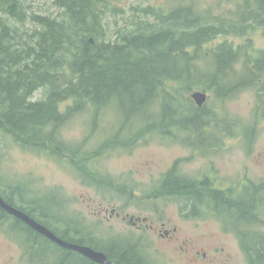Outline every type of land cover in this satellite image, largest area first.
Returning <instances> with one entry per match:
<instances>
[{"label": "trees", "instance_id": "1", "mask_svg": "<svg viewBox=\"0 0 264 264\" xmlns=\"http://www.w3.org/2000/svg\"><path fill=\"white\" fill-rule=\"evenodd\" d=\"M29 1L0 0V129L13 133L26 149L62 152L82 171L89 170L91 155L80 151L84 145L78 149L59 137L72 116L90 111L89 132L93 133L100 126L98 119L112 108L122 120L119 129L112 130L114 137L129 139L127 143L135 137L134 127L145 128L143 135L155 128L168 134L171 129H161L162 125L177 118L186 131L193 127L197 134L206 135L216 115L210 118L208 109L196 108L192 98L184 106L181 102L188 95L203 91L229 99L260 86L264 78V52L255 56L251 45L235 47L231 42V38H245L255 25L264 26V0H245L232 20L215 15L212 9L208 17L199 14L193 0H177L168 9H136L138 20L130 25L128 21L115 38L108 35L104 21L109 13L124 14L125 8L113 0H52L59 11L56 17L30 12ZM253 3L257 7L251 10ZM39 91H44V98L34 101ZM259 92H264V83ZM67 101L73 106L63 114L61 106ZM193 146L207 150L214 145ZM184 184L183 178H176L172 186L182 190ZM18 187L10 186L13 192L8 197L0 179V195L11 206ZM203 187L193 180L194 208L205 202ZM211 195L219 219L230 215L247 227L253 224L248 213L236 217L230 212L233 206L246 205L245 200L228 201L222 191ZM5 219L0 216V223ZM13 228L25 232L34 257L47 256L50 246L56 247L23 224L16 222ZM242 245L264 257V242L259 248L252 240ZM72 260L65 255L61 264Z\"/></svg>", "mask_w": 264, "mask_h": 264}, {"label": "rangeland", "instance_id": "2", "mask_svg": "<svg viewBox=\"0 0 264 264\" xmlns=\"http://www.w3.org/2000/svg\"><path fill=\"white\" fill-rule=\"evenodd\" d=\"M113 2L125 8V13L112 12L105 18L110 38H115L128 21L130 25L138 20L136 9L149 6L168 9L175 6L177 0ZM193 3L198 13L205 17L212 9L215 15H225L232 20L235 14L242 11L240 8L246 1L193 0ZM28 4L30 12L40 16L56 17L59 14L52 0H30ZM256 7L253 3L250 8L253 10ZM26 26L29 27L28 24ZM231 42L235 47L251 45L254 47L253 54L261 55L264 52V26L255 25L245 38H231ZM241 66L242 63H239V70ZM261 84L229 99H217L208 93L209 99L203 108L212 114L210 118L216 117L213 124L208 125L206 135L192 133L193 143L198 146L214 145L207 150L190 145L193 144L187 139L190 132L178 124V118L169 125H162L161 129H173L168 134L158 133L155 128L148 129L143 135L140 132L145 128L137 131L138 127H134L133 136L136 138L127 143L129 139L117 140L114 137L115 129H119L122 120L110 111L112 108L98 119L100 126L93 133L89 132L92 115L90 111H82L72 116L59 131L63 143L73 144L78 149L84 145L80 151L91 155L89 170L82 171L77 162L63 157L62 152L26 149L13 133L0 129L3 191L10 197L13 192L10 186H22L25 196L23 200L15 197L13 207H28L34 199L51 198L43 200V210L65 216L61 219L51 217L54 226L70 223L102 243L110 239H126L127 245L142 251L151 264H187V261L176 254L167 241L159 240L152 232L139 231L116 218L108 221L96 213L112 206L131 215L148 217L155 226L160 224V219L170 223L169 226H177L178 235L191 238L195 250L200 252L202 261L193 264H211L209 260L203 261V253L209 259L218 261L212 264H248L239 237L242 233L245 236L250 233V236L264 240V92H259ZM192 94L181 102L184 106L190 105ZM42 98L44 91H39L33 100ZM63 103L61 113L65 114L73 102ZM157 109L154 108L155 111ZM113 129L115 132H112ZM173 166H176L175 175L180 174L190 181H207L200 189L204 204L194 208L193 198L186 196L188 191L164 195L160 190L162 180ZM211 188L226 190L224 194L228 201L245 200L246 205L233 206L230 212L236 217L240 212L248 213L253 224L247 227L230 215L226 216V220L219 219L214 212V197L211 195L214 192ZM38 218L42 219L39 214ZM57 221L61 223H55ZM14 223L15 220L8 217L0 223V264H61L65 256L59 248L61 246L51 245L50 255L39 253L34 257L27 235L22 230H15ZM57 229L62 233L61 229ZM72 259L69 264L80 262L76 257Z\"/></svg>", "mask_w": 264, "mask_h": 264}, {"label": "flooded vegetation", "instance_id": "3", "mask_svg": "<svg viewBox=\"0 0 264 264\" xmlns=\"http://www.w3.org/2000/svg\"><path fill=\"white\" fill-rule=\"evenodd\" d=\"M173 131V129H171ZM190 136L187 138L190 142L193 143V129L189 130ZM192 134V135H191ZM193 146V144H190ZM176 169V166H173V168L166 174L162 180V186L160 190L164 192V195H173V194H182L184 191H188L187 195L190 198H193V181L187 180L184 177H182L180 174L175 175L174 170ZM176 178H183L185 182L186 189H176L177 187H173L172 183L176 182ZM207 181L202 180L201 183H206ZM176 185V184H175ZM204 185V184H203ZM22 186H19V192H18V198L22 199L24 198V192L22 191ZM213 192L215 191H222L218 190L216 188H211ZM25 190V189H24ZM27 191V190H26ZM226 191V190H225ZM225 191H222L225 193ZM232 189L230 190V192ZM228 192V190H227ZM226 192V193H227ZM261 192V191H260ZM25 196V195H24ZM51 198H45V199H34L29 203L28 207L19 206L15 207L27 216H29L31 219H33L35 222L43 226L44 228L48 229L50 232H52L55 236L58 238L74 244L81 247H86L89 249L94 250L95 252L104 254L106 256V262L104 264H151L148 262L145 258V255L142 253V251L137 250L135 246H129L127 245L126 239H110L111 241H108L107 243H102L101 241H98L96 238L92 237L91 235H85L83 232H81V229L77 226H74L70 223H62L61 226H54L53 222L50 220L52 217L53 219H61L64 215H55L51 212L43 210L41 203L43 200L49 201ZM23 200V199H22ZM55 201V200H53ZM191 201V199H190ZM25 204V202H24ZM65 206V205H63ZM1 216H5L8 218H12L15 220V223L18 222L20 224H23L27 226L29 229L34 231L36 234L40 235L43 239H46L50 241L51 243H54L52 240L47 238L46 236L40 234L33 228H31L28 224H26L23 220H20L19 218H16L15 216L5 212L4 210H0ZM127 211H122L121 209H117L116 207L109 206L107 208H103L98 213H96L97 216H104V218L108 221H111L112 219L116 218L121 220L122 223H129L133 228L139 230V231H150L156 237L161 241H167L168 246L173 247L174 252L178 255H180L183 259L187 261V264H193L196 262H201L202 260L200 252L196 251L195 247L193 246V243L191 241V238L179 236L178 235V227L171 225L170 223L165 222L164 220H159V223L157 226L154 225L153 222H150V219L148 217L143 216H135L131 215L130 213H126ZM126 213V214H125ZM38 214L41 216L42 219L38 218ZM54 216V217H53ZM61 216V217H60ZM65 217V216H64ZM64 220V219H63ZM57 224H60L61 222L57 221L55 222ZM61 229L62 233L59 232L57 229ZM240 243H243L245 241L252 240L259 248V244L261 242H264V240H261V238H257V236H250V233H246V236L244 233L241 234L239 237ZM54 245L58 246L54 243ZM255 247V246H254ZM61 248L65 255H68L70 258H78L83 264H101L98 262H95L86 256L82 255L81 253L71 250V249H65ZM244 253L248 258V264H264V257L260 255V252L258 250H253L251 247L249 251L247 252L244 249ZM203 261L206 262L209 260V263H217V260L209 259L206 253L202 254Z\"/></svg>", "mask_w": 264, "mask_h": 264}, {"label": "water", "instance_id": "4", "mask_svg": "<svg viewBox=\"0 0 264 264\" xmlns=\"http://www.w3.org/2000/svg\"><path fill=\"white\" fill-rule=\"evenodd\" d=\"M91 42L93 43V40H91ZM191 98L199 108H203L209 99V95H208V93H205L203 91H195L191 95ZM0 208L4 211L8 212L9 214L15 216L16 218L23 220L31 228H33L34 230H36L40 234L46 236L47 238H49L55 244L61 246L62 248L75 250V251L81 253L82 255L86 256L87 258H89L95 262L101 263V264H104L106 262V256L104 254L95 252L94 250L86 248V247H81L78 245L68 243V242L58 238L52 232H50L48 229L44 228L43 226H41L40 224L35 222L33 219H31L29 216H27L26 214H24L23 212H21L17 208L11 206L10 204H8L2 198L1 195H0Z\"/></svg>", "mask_w": 264, "mask_h": 264}]
</instances>
